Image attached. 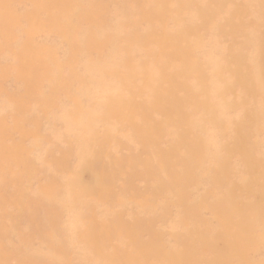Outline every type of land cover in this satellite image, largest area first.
<instances>
[{
	"label": "rangeland",
	"instance_id": "374dc122",
	"mask_svg": "<svg viewBox=\"0 0 264 264\" xmlns=\"http://www.w3.org/2000/svg\"><path fill=\"white\" fill-rule=\"evenodd\" d=\"M0 264H264V0H0Z\"/></svg>",
	"mask_w": 264,
	"mask_h": 264
}]
</instances>
